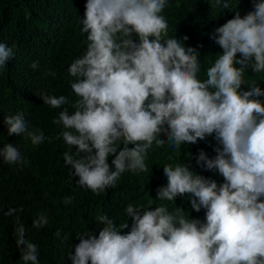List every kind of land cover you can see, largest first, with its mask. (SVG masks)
<instances>
[{"label": "clouds", "instance_id": "clouds-1", "mask_svg": "<svg viewBox=\"0 0 264 264\" xmlns=\"http://www.w3.org/2000/svg\"><path fill=\"white\" fill-rule=\"evenodd\" d=\"M252 4L214 29L211 39L222 51L203 68L199 49L185 46L187 35L169 36L162 15L169 0H86L79 19L86 48L67 69L75 99L38 94L43 104L61 109L52 122L61 126L57 139L75 148L63 159L76 184L100 195L125 172H147L153 145L176 150L208 137L216 141L215 155L200 149L196 164L223 180L195 172L190 163H165L167 183L157 188L156 200L187 196L191 210H204L203 220L180 206L128 203L124 222L104 214L96 218L98 235L76 234L71 264H264V79H245L249 69L264 74V0ZM14 47L0 42V69L14 58ZM0 127L7 138L23 137L33 146L47 139L23 112L0 114ZM0 160L29 163L10 142L0 147ZM47 223L40 214L32 227ZM16 233L21 264H40L38 245L25 238L22 224ZM54 235L61 244L68 240L60 230Z\"/></svg>", "mask_w": 264, "mask_h": 264}, {"label": "trees", "instance_id": "trees-1", "mask_svg": "<svg viewBox=\"0 0 264 264\" xmlns=\"http://www.w3.org/2000/svg\"><path fill=\"white\" fill-rule=\"evenodd\" d=\"M85 3L86 0H0V42L9 47L15 45L14 58L0 69V114L23 112L31 126L43 131L47 138L41 145L33 146L23 137L7 138L0 127V147L10 142L29 161L20 167L0 160V264H21V253L16 246V228L21 224L26 230L25 238L38 245L40 264H71L67 255L71 245L79 242L76 234L94 231L98 235L102 225L96 218L100 215L107 214L118 224L124 222L128 203L143 207L164 204L170 209L180 206L186 216L190 212L192 218L203 220L204 210L199 213L191 210L187 196L177 197L175 202L156 200L157 188L167 183L163 175L165 163H190L195 172L218 183L223 180L219 174L196 164L195 156L200 149L209 157L215 155L216 141L208 137L176 150L168 143L163 147L153 145L146 158L147 172H125L116 187L100 195L76 184L78 177L70 175L63 159L65 151L75 153V148L69 149L62 138L57 139L61 126L52 122L61 109L43 104L38 94L47 92L75 99L69 83L73 78L67 69L86 48V36L79 24ZM228 3L229 8L225 9L223 0L220 3L169 0L162 13L168 20L169 36L187 35L185 46L199 49L203 68L211 66L222 51L211 39L214 29L231 19L236 11L243 16L253 9L252 0H228ZM34 61H38L35 70L31 67ZM50 69L56 72L55 78L45 74ZM200 78H205L203 71ZM245 79L259 81L264 79V74H252L249 69ZM259 83L264 88V80ZM243 87L247 90V86ZM72 111L69 107V112ZM162 138L167 139L163 135ZM69 196L72 203L65 205L63 200ZM40 214L47 217L48 223L37 229L32 227V222ZM57 230L61 236L68 234L65 243L61 244L54 235Z\"/></svg>", "mask_w": 264, "mask_h": 264}]
</instances>
